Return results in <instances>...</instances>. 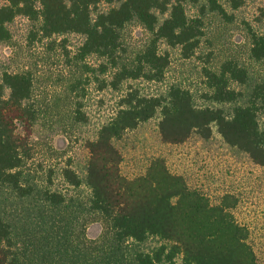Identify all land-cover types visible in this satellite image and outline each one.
Here are the masks:
<instances>
[{
	"label": "trees",
	"instance_id": "trees-1",
	"mask_svg": "<svg viewBox=\"0 0 264 264\" xmlns=\"http://www.w3.org/2000/svg\"><path fill=\"white\" fill-rule=\"evenodd\" d=\"M187 2L6 0L0 5V264H260L249 229L233 214L238 204L233 195L212 204L163 159L135 179L121 173L123 156L115 142L158 113L164 143L182 144L193 134L208 140L216 129L226 144L264 166V78L234 59L204 69L206 106H197L178 83L159 95L125 88L166 78L171 61L162 45L180 49L185 58L197 53L207 6L190 17ZM208 4L225 14L216 0ZM18 18L35 24L34 40L82 36L67 60L81 65L82 75L101 91L126 89L115 116L86 142L85 182L70 162L58 173L35 170V82L30 73L6 70L2 59L4 45L12 40L10 25ZM132 26L143 28L148 39L129 51L125 40ZM249 53L251 61L264 62V30L252 32ZM83 83L78 80L74 90ZM72 119L88 121L80 104ZM84 184L88 195L82 194ZM94 221L104 226L98 239L87 234ZM151 240L158 242L147 247Z\"/></svg>",
	"mask_w": 264,
	"mask_h": 264
},
{
	"label": "rangeland",
	"instance_id": "rangeland-1",
	"mask_svg": "<svg viewBox=\"0 0 264 264\" xmlns=\"http://www.w3.org/2000/svg\"><path fill=\"white\" fill-rule=\"evenodd\" d=\"M216 1L225 14L213 10L208 0L187 2L190 17L198 16L202 7L207 6L202 17L204 35L194 56L185 58L180 49L162 45V51L169 53L171 61L166 78L160 83L132 82L125 88L132 85L144 95H159L178 83L192 93L197 106H206L209 102L204 96L205 68H217L224 61L234 59L248 67L255 77L264 78V62L251 61L249 53L252 32L264 30V23L260 22L264 0ZM5 3L6 0H0V5ZM10 29L12 40L2 51L5 68L30 73L35 82L33 104L39 115L31 138L35 170L42 173L52 168L58 173L70 162L85 182L89 161L86 142L94 139L99 128L115 116L126 89L101 91L98 84L87 81L82 75L81 65L67 60V54H72L82 44V36L34 40L31 35L35 24L25 18H18ZM62 39L66 42L61 43ZM147 39L143 28L132 26L125 40L127 49L132 51ZM90 63L95 67L97 62ZM81 79L84 83L75 91L74 85ZM233 87L245 89L236 84ZM79 104L88 121L76 124L72 116ZM229 108L230 105L225 106L227 111ZM160 122L158 113L115 142L123 156L122 175L128 179L143 176L154 160L163 159L173 174L183 176L191 190L205 195L212 204H219L225 195H233L238 201L233 214L239 224L249 229V242L258 262L264 264V166L255 164L247 154L226 144L216 129L208 140L193 134L182 144H166L160 135ZM260 125L264 128V114ZM57 184L62 185L59 180ZM82 192L84 195L90 192L85 184ZM103 231V223L94 221L89 224L87 234L91 239H98ZM157 242L151 240L147 247Z\"/></svg>",
	"mask_w": 264,
	"mask_h": 264
}]
</instances>
